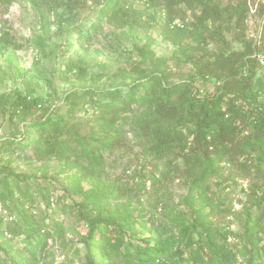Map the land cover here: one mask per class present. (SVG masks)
<instances>
[{
	"label": "rangeland",
	"instance_id": "obj_1",
	"mask_svg": "<svg viewBox=\"0 0 264 264\" xmlns=\"http://www.w3.org/2000/svg\"><path fill=\"white\" fill-rule=\"evenodd\" d=\"M124 1L103 10L98 2L77 0L72 12H48L35 0H0V264L16 259L24 260L19 264H85L88 242L81 211L110 217L123 231L124 245L144 237L174 250L200 223L198 214L207 211L196 230L226 233L227 239L213 238L216 244L225 240L240 248L248 232L264 246L258 221L264 167L257 153L245 168V159L236 164L217 156L191 166L171 159L168 165L141 135L148 112L144 104L112 115L90 102L94 91L125 92L148 77L190 83L199 97L213 95L217 86L198 76L197 65L183 61L194 55V44L183 48L163 39L159 26L165 17L157 6L150 16L145 2L127 0L129 23L113 25L112 13ZM215 1L222 7L245 2V37L262 51L256 76L263 77L264 0ZM185 19L191 20L188 11ZM205 36L204 48L214 54L218 44ZM225 37L233 50H242L231 33ZM64 47L71 52L62 53ZM17 96L41 104L28 113L16 111L11 104ZM47 116L52 121L38 126ZM105 134L118 138L97 143ZM50 146L60 150L59 159L46 153ZM48 197L54 198L50 206ZM29 214L34 223H26ZM147 214L151 223L132 222ZM37 227L48 230L49 237L40 238L30 252L23 232ZM8 230L20 233L13 236ZM237 261L245 264L240 257Z\"/></svg>",
	"mask_w": 264,
	"mask_h": 264
},
{
	"label": "trees",
	"instance_id": "obj_2",
	"mask_svg": "<svg viewBox=\"0 0 264 264\" xmlns=\"http://www.w3.org/2000/svg\"><path fill=\"white\" fill-rule=\"evenodd\" d=\"M35 1L39 7H46L48 12L59 9L72 12L78 4L77 0ZM92 1L98 2L99 9L106 10L115 6L113 1L118 3L120 0ZM126 1L112 13L113 25L118 28L126 26L130 20V6ZM129 1L145 2L150 16L157 6L165 17L164 23L159 26L163 39L183 48L194 44V55L185 56L183 61L197 65L198 76L202 80H214L217 86L213 95L199 97L192 94L190 83L167 84L148 77L132 82L125 92L118 88L94 91L90 99L92 105L113 115L117 110L126 111L134 104H144L148 112L140 128L141 135L150 141L149 149L157 158H167L168 165H171V159H181L185 166H191L201 161L210 162L213 156H217L235 163L240 158L245 159L241 162L242 168H245L249 156L255 152L258 154L257 161L264 167V102L261 100L264 97V76H256L260 66L257 53L262 51L245 37V2L236 1L235 5L222 7L215 0ZM186 11L191 14L190 21L185 19ZM176 20L180 24L175 23ZM205 32L218 44V51L214 54L209 55L204 48ZM228 33L242 46L241 51L231 48V42L225 37ZM70 52L69 47L63 48L62 53ZM40 104L17 96L11 105L16 111L28 113ZM51 121V117L47 116L37 125L45 126ZM246 131L250 132V136L245 135ZM116 138L118 136L105 134L97 143L105 144ZM46 153L58 159L61 156L60 150L53 146L46 148ZM205 200L207 204H213L207 197ZM263 200L264 196L258 200L261 230H264ZM46 202L50 206L54 198L48 197ZM198 215L200 223L192 226L180 246L168 251L153 238L136 237L135 245L131 241L124 245V233L110 217L81 211L79 220L87 229L88 242L85 264H239L237 257L245 264H264V246L257 235L247 232L240 248L230 247L225 240L222 245L216 244L213 238L218 234L227 239L226 233L196 230V226L206 221L208 212ZM28 219L26 223H34L32 214L28 215ZM152 219L147 214L132 222L151 223ZM1 226L2 219L0 238L3 239ZM8 232L16 236L20 230ZM23 233L24 248L30 252L38 246L40 238L49 237L48 230L38 227ZM19 263H24V260L16 259L15 263L8 264Z\"/></svg>",
	"mask_w": 264,
	"mask_h": 264
},
{
	"label": "built area",
	"instance_id": "obj_3",
	"mask_svg": "<svg viewBox=\"0 0 264 264\" xmlns=\"http://www.w3.org/2000/svg\"><path fill=\"white\" fill-rule=\"evenodd\" d=\"M38 107H39V105H38Z\"/></svg>",
	"mask_w": 264,
	"mask_h": 264
}]
</instances>
